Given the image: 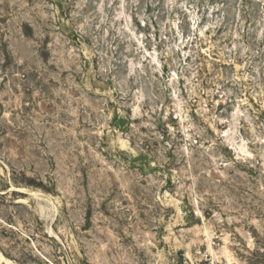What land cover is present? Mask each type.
I'll return each instance as SVG.
<instances>
[{"label":"rangeland","instance_id":"rangeland-1","mask_svg":"<svg viewBox=\"0 0 264 264\" xmlns=\"http://www.w3.org/2000/svg\"><path fill=\"white\" fill-rule=\"evenodd\" d=\"M0 264H264V0H0Z\"/></svg>","mask_w":264,"mask_h":264},{"label":"built area","instance_id":"built-area-1","mask_svg":"<svg viewBox=\"0 0 264 264\" xmlns=\"http://www.w3.org/2000/svg\"><path fill=\"white\" fill-rule=\"evenodd\" d=\"M197 264H213V262L208 259L207 255H205V257L200 259Z\"/></svg>","mask_w":264,"mask_h":264},{"label":"bare ground","instance_id":"bare-ground-1","mask_svg":"<svg viewBox=\"0 0 264 264\" xmlns=\"http://www.w3.org/2000/svg\"><path fill=\"white\" fill-rule=\"evenodd\" d=\"M0 259H3L2 256H1V254H0Z\"/></svg>","mask_w":264,"mask_h":264}]
</instances>
